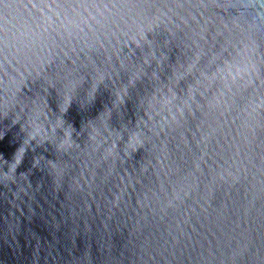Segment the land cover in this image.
<instances>
[{"label": "water", "instance_id": "1", "mask_svg": "<svg viewBox=\"0 0 264 264\" xmlns=\"http://www.w3.org/2000/svg\"><path fill=\"white\" fill-rule=\"evenodd\" d=\"M0 264H264V0H0Z\"/></svg>", "mask_w": 264, "mask_h": 264}, {"label": "clouds", "instance_id": "2", "mask_svg": "<svg viewBox=\"0 0 264 264\" xmlns=\"http://www.w3.org/2000/svg\"><path fill=\"white\" fill-rule=\"evenodd\" d=\"M22 160H23V158L21 157V159H20V160H17V161H16V163H17V166H19V164H21Z\"/></svg>", "mask_w": 264, "mask_h": 264}]
</instances>
